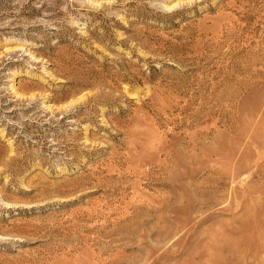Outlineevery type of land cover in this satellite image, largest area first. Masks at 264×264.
I'll return each instance as SVG.
<instances>
[{"label": "rangeland", "instance_id": "rangeland-1", "mask_svg": "<svg viewBox=\"0 0 264 264\" xmlns=\"http://www.w3.org/2000/svg\"><path fill=\"white\" fill-rule=\"evenodd\" d=\"M263 21L264 0H0V264L217 262L243 203L264 213Z\"/></svg>", "mask_w": 264, "mask_h": 264}, {"label": "bare ground", "instance_id": "bare-ground-1", "mask_svg": "<svg viewBox=\"0 0 264 264\" xmlns=\"http://www.w3.org/2000/svg\"><path fill=\"white\" fill-rule=\"evenodd\" d=\"M240 4V3H239ZM252 12V11H251ZM249 17V16H248ZM228 21V20H227ZM264 22V21H263ZM264 27V26H263ZM226 33V32H225ZM237 33V32H236ZM218 34V33H217ZM228 35V34H227ZM77 99H82V97H79V98H77ZM77 101V100H76ZM80 101V100H79ZM263 120V119H262ZM258 149V151L257 152H261V150L259 149V148H257ZM259 153H256V155H258ZM261 154L263 155L264 153H262L261 152ZM260 154V155H261ZM258 157V156H257ZM261 157H263V156H261ZM261 157H260V159H261ZM263 159V158H262ZM262 161V160H261ZM261 161H260V163H261ZM257 162V161H256ZM263 163H264V161H262ZM255 163V162H254ZM257 163H259V161L257 162ZM259 163V166H258V168L260 167V165L262 164H260ZM253 164V163H252ZM255 165V164H254ZM257 166V165H256ZM264 166V165H263ZM255 167V166H254ZM262 167V166H261ZM263 168V167H262ZM262 168H261V171H262ZM256 169V168H255ZM264 169V168H263ZM258 171H260V170H258ZM261 173V172H260ZM259 173V174H260ZM264 175V174H263ZM259 176V175H258ZM258 178V177H257ZM260 178V177H259ZM258 178V179H259ZM262 179H264V178H262ZM261 178H260V180H262ZM242 181V180H241ZM260 182H262V181H260ZM242 183H243V181H242ZM258 183V182H257ZM256 183V184H257ZM255 184V185H256ZM262 184H263V182H262ZM257 186V185H256ZM263 186V185H262ZM264 187V186H263ZM263 187H261V186H259V188H263ZM258 187H256V190L257 191H262L263 192V190H258L257 189ZM252 190V189H251ZM254 190H255V187H254ZM254 190H253V193H254ZM250 193H251V191H250ZM255 193H257V197L259 196L258 194H259V192H256L255 191ZM248 196V195H247ZM261 196H263V193L261 194ZM257 197H254V198H256L257 199ZM234 198V197H233ZM244 198H246V200L248 201V199L250 198V196H249V198L248 197H244ZM251 198H252V195H251ZM258 198H260V196L258 197ZM234 199H236V198H234ZM233 199V200H234ZM240 199V198H239ZM253 199V198H252ZM251 199V200H252ZM263 199H264V197H263ZM232 200V202H236V200L235 201H233ZM258 200V199H257ZM239 201V200H238ZM245 201V200H244ZM243 200H242V203L244 202ZM246 201V202H247ZM254 201H256L255 199H254ZM259 201H260V203H261V201H262V199L260 200L259 199ZM259 201H256V202H254V203H258L259 204ZM264 201V200H263ZM138 202V201H137ZM251 202V201H250ZM237 203V202H236ZM230 204V203H229ZM240 204V203H239ZM247 204H249V203H246V205ZM252 204H253V202H252ZM237 205H238V203H237ZM244 203H243V209L245 210L246 208L248 209V210H245V213H243L244 215H243V217H241L240 218V221H239V218H238V220L237 221H239V223L237 224L238 226L236 227V229H234V231L233 232H230V230L228 231L229 233H227V234H221V233H219L218 235L216 234V236L213 238V241H212V243H210L211 244V249L210 250H212L211 251V256L212 255H214L215 256V260H217V262H210V264H264V257L263 256H261V252L263 253L264 252V245H262V246H259V245H257L256 244V246L254 245V241H253V238H255V236H256V238L258 237V231L259 230H257V232L255 231L256 229V226L258 227L259 226V223L261 222V220H263L264 219V213L262 214V219L260 218V222H258L257 220H255L256 222L254 223V221L252 220V217H253V215H254V212H255V214H256V211H255V208H254V206L253 205H255V204H253L252 205V207L254 208V209H250V208H248V207H251V205L250 206H246L245 208H244ZM261 205V204H260ZM259 205V206H260ZM262 205H264V204H262ZM230 206V205H229ZM236 206V205H235ZM241 206V205H240ZM255 207H258V205H256ZM261 207V206H260ZM260 207L259 208H257V209H259L260 210ZM227 208V207H226ZM231 208H232V206H231ZM233 208H234V205H233ZM240 208H242V207H240ZM263 208H264V206H263ZM230 209V208H229ZM235 209V208H234ZM256 209V210H257ZM259 210H257V211H259ZM231 211H232V209H231ZM263 212V209L262 210H260V212ZM259 212V213H260ZM128 214V213H127ZM122 216V215H121ZM255 217L256 216H254L253 217V219H255ZM257 217H259V216H257ZM245 219V220H244ZM250 221H252L253 222V224L250 222ZM264 221V220H263ZM90 222V221H89ZM250 222V223H249ZM236 223V222H235ZM231 225H234V223L233 224H231ZM261 225V224H260ZM261 227H263V226H261ZM234 228V227H233ZM232 228V229H233ZM260 228V227H259ZM230 229H231V227H230ZM262 230H263V228H262ZM261 229H260V231L259 232H261L262 231ZM246 231H249V233L250 234H242V233H244V232H246ZM254 233H256L255 234V236H254ZM261 233H263V232H261ZM260 233V234H261ZM264 234V233H263ZM262 234V235H263ZM262 235H260V237H261V239H262V241H260L261 243H264V236H262ZM212 236H213V234H212ZM210 240V239H209ZM211 241V240H210ZM256 241V240H255ZM259 244V243H258ZM85 246V245H84ZM213 248V249H212ZM221 250L222 249V251L224 252V255L219 251V253H217L218 252V250L219 249ZM264 254V253H263ZM262 254V255H263ZM214 256L212 257L213 259H214ZM212 259V260H213ZM219 259V260H218Z\"/></svg>", "mask_w": 264, "mask_h": 264}]
</instances>
